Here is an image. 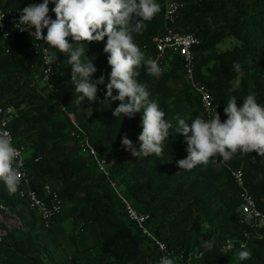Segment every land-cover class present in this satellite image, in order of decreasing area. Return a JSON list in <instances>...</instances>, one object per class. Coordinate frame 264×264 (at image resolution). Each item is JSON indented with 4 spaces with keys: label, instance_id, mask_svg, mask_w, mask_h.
<instances>
[{
    "label": "trees",
    "instance_id": "obj_1",
    "mask_svg": "<svg viewBox=\"0 0 264 264\" xmlns=\"http://www.w3.org/2000/svg\"><path fill=\"white\" fill-rule=\"evenodd\" d=\"M35 1L43 2L0 0V7L14 10ZM178 1L183 6L177 28L201 39L195 48L196 82L205 84L213 94L221 122L227 119L224 108L233 96L238 106L249 94L264 105V0ZM155 2L159 11L142 22L141 32L133 33L145 59L154 58V37L166 30L165 0ZM48 7V15L54 20V0H49ZM135 19L139 18H134L133 23ZM43 33L46 36L47 29ZM68 39L73 48L79 46L71 37ZM106 41L107 37L81 44L85 50L81 60L92 58L97 69L91 82L104 77V84L98 85L97 99L92 102L87 98L79 100L82 94L75 93L70 52L59 53L47 45L56 56L53 83L61 91L68 110L76 115L101 156L108 160L111 178L99 171L71 136L70 118L42 80V57L30 52V39L21 33L8 38L0 33V107L15 109L10 127L16 141L27 147V167L33 185L41 191L49 183L65 202L64 211L47 228L19 196L18 189L9 191L0 182V205L7 206L8 213L21 219L19 199L31 212L25 222L21 219L25 225L2 237L0 255L11 264H78L88 249L82 230L95 222L101 242L94 248V258L88 260L99 264H159L157 248L129 218L125 196L137 209L150 214L151 229L172 248L199 254L194 264H264V228H253L244 220L240 187L232 174L234 168L244 170L247 186L264 211V157L256 152H238L230 160L216 155L206 164L179 168L177 161L187 157L188 145L175 127L180 119L190 126L192 120L202 117V105L182 72L178 55L170 58L158 76L147 75L143 65L137 69V80L148 91L149 100L158 104L174 128L169 129L160 156H133L121 141L126 136L139 150L143 108L131 118L113 116L120 102L106 98L111 72L108 54L103 51ZM235 63L240 64V72L234 70ZM116 95L118 92L113 89V96ZM65 219H72L75 226L66 240L65 231L55 229ZM64 245L72 246L75 253L69 255ZM244 250L251 252L250 259L239 258Z\"/></svg>",
    "mask_w": 264,
    "mask_h": 264
},
{
    "label": "clouds",
    "instance_id": "obj_2",
    "mask_svg": "<svg viewBox=\"0 0 264 264\" xmlns=\"http://www.w3.org/2000/svg\"><path fill=\"white\" fill-rule=\"evenodd\" d=\"M48 4L49 0H43L40 4H29L23 8L16 27L22 32L34 29L29 31L34 41L46 40L59 53L70 52L69 64L75 93L82 94L78 97L79 100L87 98L90 102L97 99L98 85L104 84V77L91 82L97 69L92 58L81 60L85 55L81 44L103 41L107 37L103 51L108 54L107 63L111 72L106 85V98L120 102L114 109L113 116L123 114L124 117L131 118L143 108L142 132L138 137L141 142L139 150L132 147V141L126 136L121 141L122 146L131 150L135 157L153 154L160 156L163 142L169 136V129L174 127L165 120V113L158 104L149 100L148 91L137 80V69L143 65L147 75L151 76L160 75L162 70L156 60L145 59L144 52L133 39V33L141 32L142 22L150 20L159 11V5L155 0H57L52 9L55 13L53 20L48 15ZM137 17L139 19H135L133 23ZM44 29H47L46 36L43 34ZM69 37L78 42L79 46L73 48ZM55 59L56 56H50L46 62L51 64ZM233 67L236 72H240L239 63H235ZM113 89L117 90L118 95L113 96ZM224 113L227 119L223 122L217 111L208 118H195L190 126L184 119L178 121L175 129L185 136L188 145L187 157L177 161L180 169L206 164L216 155L224 160H230L238 152H256L264 157V105L257 102L255 95H247L242 106L237 105L234 96L231 97ZM19 155L9 134L0 131V182L9 191H16L20 183L23 161L19 159ZM207 246L211 247L210 244ZM239 258L250 259L251 252L241 251ZM159 264H174V260L162 256Z\"/></svg>",
    "mask_w": 264,
    "mask_h": 264
},
{
    "label": "built area",
    "instance_id": "obj_3",
    "mask_svg": "<svg viewBox=\"0 0 264 264\" xmlns=\"http://www.w3.org/2000/svg\"><path fill=\"white\" fill-rule=\"evenodd\" d=\"M56 2L57 0H54V5ZM31 4L39 3L38 1H35ZM164 5L166 30L164 33L154 37L155 56L153 59L158 62L159 67L163 71L167 67L170 58L175 55L180 56L182 60V72L186 80L193 85L195 91L200 97L202 118H208L211 114L217 111L218 104H216L214 96L209 88L205 84L196 82L195 79V48L201 43V39L195 33L183 32L177 28L178 14L183 6L180 1L165 0ZM25 7H20L14 10H5L0 7V17H3V19L0 20V25H2V27H0V33L4 38L10 37L14 33H21L30 39V52L40 54L42 57V80L48 85L53 99L60 104L62 110L65 111L70 118L71 136L77 140L82 153L87 155L95 163L99 171L104 172L111 178L112 174L108 160L101 156L97 146L93 143L90 134L82 127L76 115L68 110L67 105L63 102L61 91L53 83L57 72L55 69V62L51 64H47L46 62L47 57L53 56L46 41H34L29 35V31H34V29H28L22 32L16 27V24H18L20 16L22 15V10ZM45 48L48 50L46 51ZM48 69H51V71H48ZM14 117L15 109L13 106L0 107V131L9 134L14 147L19 151V159L23 161V165L20 168L21 179L19 186L17 187L18 193L21 198L26 200L29 207L37 212L44 225L49 228L54 224L55 218L64 211L65 202L61 198L59 192L53 189L49 183L44 184L41 191L33 185L27 167V147L25 144H20L16 141L10 127ZM38 159L39 158L36 160ZM232 174L236 183L240 187L244 220L250 222L253 228H264V211L259 207L255 196L247 186L244 170L241 168H234L232 169ZM123 201L129 218L137 224L142 233L146 235L157 248L159 260L162 256H167L174 260V264H194V258L199 254L185 248L179 250L172 248L151 229V225L149 224L150 214L137 209V207L125 196H123ZM14 221L16 222L17 220L12 215H9L8 207L0 205V240L9 230L13 229L10 224ZM0 264L11 263L6 261L5 258L0 255ZM82 264L99 263L92 260H85Z\"/></svg>",
    "mask_w": 264,
    "mask_h": 264
},
{
    "label": "crops",
    "instance_id": "obj_4",
    "mask_svg": "<svg viewBox=\"0 0 264 264\" xmlns=\"http://www.w3.org/2000/svg\"><path fill=\"white\" fill-rule=\"evenodd\" d=\"M55 229L64 230L65 233L63 234V238L66 240L68 239V236L74 232L75 226L72 219H65L63 222L58 223L55 226ZM82 232L88 249L83 252L81 256L82 258L79 260L78 264H82L85 260L94 258V256L96 255L94 248H97V246L101 242L100 230L95 222H90L87 225H85ZM63 247L66 248L65 251L69 255L75 253V249L72 246L64 245Z\"/></svg>",
    "mask_w": 264,
    "mask_h": 264
},
{
    "label": "rangeland",
    "instance_id": "obj_5",
    "mask_svg": "<svg viewBox=\"0 0 264 264\" xmlns=\"http://www.w3.org/2000/svg\"><path fill=\"white\" fill-rule=\"evenodd\" d=\"M26 155H27V153H26ZM18 207L20 210L21 219L25 222L27 220V218L29 219L31 217V212L24 206L21 199L18 200ZM9 215H12L17 220L16 222L14 221L10 224L11 227L15 228L18 226H22L24 224V222L18 217V215H16V214L14 215L13 213H9Z\"/></svg>",
    "mask_w": 264,
    "mask_h": 264
}]
</instances>
